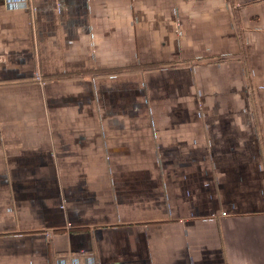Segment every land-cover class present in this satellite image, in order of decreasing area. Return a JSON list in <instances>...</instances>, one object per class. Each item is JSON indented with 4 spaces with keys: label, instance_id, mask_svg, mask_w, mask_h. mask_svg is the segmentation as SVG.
<instances>
[{
    "label": "crops",
    "instance_id": "1",
    "mask_svg": "<svg viewBox=\"0 0 264 264\" xmlns=\"http://www.w3.org/2000/svg\"><path fill=\"white\" fill-rule=\"evenodd\" d=\"M0 264H264V0H0Z\"/></svg>",
    "mask_w": 264,
    "mask_h": 264
},
{
    "label": "trees",
    "instance_id": "2",
    "mask_svg": "<svg viewBox=\"0 0 264 264\" xmlns=\"http://www.w3.org/2000/svg\"><path fill=\"white\" fill-rule=\"evenodd\" d=\"M234 16H235V18H233L234 19V23H235L236 26H239V20L237 19L236 14ZM135 69L138 70V69H141V68H137L136 67ZM42 80H43V78H42Z\"/></svg>",
    "mask_w": 264,
    "mask_h": 264
}]
</instances>
